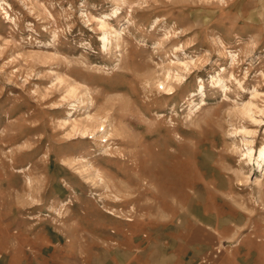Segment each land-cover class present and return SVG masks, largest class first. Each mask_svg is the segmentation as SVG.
I'll return each instance as SVG.
<instances>
[{"label":"rangeland","instance_id":"rangeland-1","mask_svg":"<svg viewBox=\"0 0 264 264\" xmlns=\"http://www.w3.org/2000/svg\"><path fill=\"white\" fill-rule=\"evenodd\" d=\"M263 148L264 0H0V264H121L213 216L202 263L264 262Z\"/></svg>","mask_w":264,"mask_h":264},{"label":"crops","instance_id":"crops-1","mask_svg":"<svg viewBox=\"0 0 264 264\" xmlns=\"http://www.w3.org/2000/svg\"><path fill=\"white\" fill-rule=\"evenodd\" d=\"M215 218L219 223L214 222ZM203 219L207 221L206 217ZM221 220V216H213L211 228L189 224L182 237L179 236L171 241H166L164 238H159L158 241L142 240L139 242L138 252L134 251V244L127 241L130 245L121 253L123 254L121 264H204L200 261V257L211 252L209 241L213 234L228 241L235 235L233 230L230 232V229L222 226L219 229L215 228L214 231L213 223L219 226ZM205 240H209L208 243H204ZM140 247L143 249L140 250ZM261 248L255 241L237 240L230 249H225L217 259H214L212 264H264L258 256ZM255 250H257L256 256L253 254Z\"/></svg>","mask_w":264,"mask_h":264},{"label":"bare ground","instance_id":"bare-ground-1","mask_svg":"<svg viewBox=\"0 0 264 264\" xmlns=\"http://www.w3.org/2000/svg\"><path fill=\"white\" fill-rule=\"evenodd\" d=\"M251 153H252V150L251 149H248V151H247V155H248V157H250L251 156ZM260 157L262 158V160H264V148L263 149H261L260 150Z\"/></svg>","mask_w":264,"mask_h":264}]
</instances>
